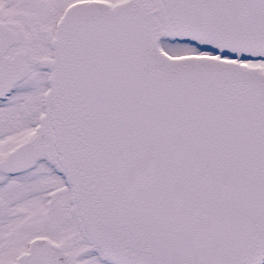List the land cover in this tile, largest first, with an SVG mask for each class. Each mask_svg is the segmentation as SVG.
<instances>
[{"label": "snow or ice", "instance_id": "6c2138e0", "mask_svg": "<svg viewBox=\"0 0 264 264\" xmlns=\"http://www.w3.org/2000/svg\"><path fill=\"white\" fill-rule=\"evenodd\" d=\"M0 264H264V0H0Z\"/></svg>", "mask_w": 264, "mask_h": 264}]
</instances>
